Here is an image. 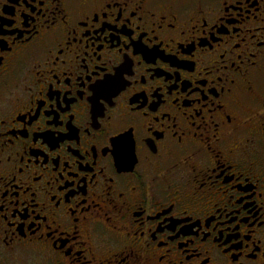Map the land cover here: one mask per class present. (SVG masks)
I'll use <instances>...</instances> for the list:
<instances>
[{"label":"flooded vegetation","instance_id":"flooded-vegetation-1","mask_svg":"<svg viewBox=\"0 0 264 264\" xmlns=\"http://www.w3.org/2000/svg\"><path fill=\"white\" fill-rule=\"evenodd\" d=\"M244 2L247 4V9L238 12L234 0H206L201 5L202 12L193 9L180 15L175 31L167 27H164L162 32L158 29L157 32L164 43L158 44L155 38L152 43L159 47L161 55L157 57L155 64L152 61H146L143 67H137L135 61L131 62L137 77L132 88L127 90L128 97L135 101L139 96L141 97L139 102H143L145 94L140 89L147 85L139 83V75L146 68L151 70V76L148 73L144 74L152 87L159 83L170 82L169 77L175 79L172 71L173 60L187 56V50L195 43V48L191 52L192 60L180 61L194 63L195 69L179 70L181 82H178L172 90V96H167L159 90L156 93H148L152 96L153 102L160 105L158 110L167 109L177 116V133L185 129L188 121L179 115L181 106L171 101L176 96L181 101V105L190 103L185 100L189 86L195 89L198 83L201 91H206L211 86L213 77L202 71L205 66L219 62L220 54L226 51L229 59L234 58L236 52L242 51L244 59L247 60L254 53L257 63L264 64V48H261L258 43L264 39V31L258 30L260 24L264 22V0H259L258 16L257 9L252 7L256 0H244ZM43 3L44 6H41L40 0H8L5 5L4 0H0V13H3L0 15V24L4 25L5 34L9 38L16 37L18 45L13 47L15 55L10 56L5 62L6 85L2 92L3 109L0 110V136H2L0 174L4 177L0 186V193H4V196L0 197V204L3 207L0 217H7V219L0 218V264H29L30 261H39V264H65L68 259L65 249L68 244H71L72 238H76L78 242L87 241L84 255L80 257L81 264H122L121 256H126V264H160L161 253H167L163 264H199L204 256L212 257L210 264H218V262L219 264H261L264 261V165L261 164L264 142L260 140V121L256 116L248 120L246 127L241 125L239 132L228 129L227 133L221 136L219 145L223 155L241 162V167L234 168L233 171L242 172L243 175L234 178L222 177L215 181L212 187L193 194L195 185L190 187L185 184L183 176L191 167L186 163L185 157L195 149L203 148V141L197 136L189 132L184 138V144L180 145L175 140L173 131L167 130L165 140L162 142L163 146L158 145L160 157L150 156V162H144L142 159L144 167L141 171L145 182L141 187L133 172L121 173L110 155L104 157L100 154L101 147L108 143L107 135L92 128L93 136L96 137V140H93L84 135L82 128L77 127L84 124V116L79 113L90 116L88 112L91 107L90 101H78L72 104V110L77 112V120L66 123L65 127L69 128V134L79 133L80 152L84 158L80 160L75 154L76 137L73 135L72 140L65 142L73 144V150L70 152L61 150L60 159L61 163L67 161L68 166L73 169L72 190L76 193L72 197L73 204L77 200H87L89 211H84L83 208L77 209V216L80 217L81 223L73 225L69 223L72 218L64 211L68 207L67 202L62 203L57 215V223L64 224L67 230L62 229L55 236L45 237L44 240L38 239L48 227L43 223V211L51 213L53 209L44 194L46 190L40 191L37 196V200L41 202L39 207L32 201L31 194L27 190L29 185L34 186L31 177L39 169V165L36 163L26 165L27 170L23 175L16 169L20 166L21 154L27 161L34 159L32 153L38 151L35 147L29 146L32 144V136H44L48 133L43 130L33 133L28 127L29 123L35 120L32 124L33 128L36 124L46 127L43 121L47 115L46 109L51 103L49 97L55 100L58 94L63 99L69 90L72 96L78 95L76 74L82 60L76 55L77 52L83 56V59H87L89 69L97 64L94 47L99 55L105 58L110 57L114 64L122 61L128 63L125 57L119 54L116 45L123 43L126 38L125 33L132 31L138 24V21L133 18L132 24L120 27L115 22L118 17L117 10L113 7L108 11V22L101 21L103 31L96 29L101 31L99 38L95 32L89 36L85 29L81 28L78 32L81 43L73 44L72 48L67 50L65 57H62V60H67V65L61 63L55 66L56 73H63L66 67L72 69L70 73L72 85L70 86L65 76L61 75L58 83L54 80L50 83L45 79V83L38 86L35 83L38 74H33L31 70V65L35 61L29 60L28 67H23L22 61L28 58L29 49L19 45H23L21 33L27 37L30 31L36 30H39L40 36L32 41L34 48H39L43 43L51 40L52 34L45 32L47 24L45 16L49 20L52 19L54 9L49 4V0H43ZM225 3L229 7H225ZM127 15L125 11V17ZM139 15L138 12L137 16ZM204 19L207 20V28L203 27ZM231 19L238 20L239 23H232ZM89 24L92 27L95 26L90 18ZM151 24L152 21L145 17V23L140 27L147 29ZM9 26H11V32H7ZM236 28L240 29L238 33L233 31ZM181 29H184L187 38L180 35ZM88 31H91V27ZM212 35H215L217 39H210ZM170 36L175 37L178 43L169 44ZM206 38L207 43H205ZM190 40L192 42H189ZM238 40L241 41L239 49L232 51ZM134 43H140V41ZM209 43L211 48L208 47ZM101 44H103V52H99ZM131 51L134 52L135 49ZM173 52L176 53L175 58L171 55ZM41 63V71L47 77L49 65L44 64L43 61ZM79 74L83 75L82 72ZM185 76L189 79H184ZM199 77H206L207 83ZM29 87L32 88L31 93L28 92ZM219 87L220 85H217V88ZM176 88L180 91L177 92ZM199 94L196 93V95ZM85 95L87 96L86 90ZM38 96H43V100ZM72 96H68L67 99L71 101ZM63 106L67 107V104ZM145 107L151 108L150 105ZM252 107L259 110L260 106L257 102ZM35 112H39V119L31 114ZM68 115L70 114L64 113L63 117ZM100 123L107 133L114 134L123 130L126 119L122 113L117 112L113 116L111 126L102 119ZM171 123V121H165L166 125ZM225 127L220 129L221 133L225 132ZM249 135H255L257 138L255 152L251 150L246 152L249 148L247 142ZM92 144L96 145V152L89 150L85 154L84 150L90 148ZM63 148L62 144L61 149ZM230 150L231 156H229ZM148 151L150 154L151 150ZM202 161L203 156L193 159L191 164L200 166ZM102 166L104 167L103 175L100 174ZM173 168L175 170H172ZM153 175L157 178L155 184L149 180V177ZM92 177H95V180ZM108 177L116 182L112 185L114 191L108 196L114 197L115 191L120 190L126 194V204L120 212L115 210L113 204L108 203L105 196ZM202 179V176L197 177L195 182L199 183ZM53 189L58 196L63 195L55 185ZM116 202L119 204L118 198ZM173 202H176L175 207L169 211L168 205ZM45 203L48 204L47 208L44 207ZM52 218V215L48 216L50 221ZM73 227L79 229V236L77 232L72 231ZM33 232L36 233L35 236ZM153 236L155 240L150 247L141 243L142 240H152ZM237 241L242 242L241 248L236 247ZM184 242H187L186 248L181 246ZM224 243L230 244L233 248L227 256L220 251L221 244ZM36 248L49 251L42 253L39 257L22 254V251L30 252ZM256 248H259L258 252ZM73 251L76 250L73 249ZM241 252L254 253L255 258L241 254L239 261L232 259L234 254ZM186 253H198V258L194 256L189 260ZM87 257H92L91 261H88Z\"/></svg>","mask_w":264,"mask_h":264},{"label":"snow or ice","instance_id":"snow-or-ice-1","mask_svg":"<svg viewBox=\"0 0 264 264\" xmlns=\"http://www.w3.org/2000/svg\"><path fill=\"white\" fill-rule=\"evenodd\" d=\"M7 2L8 0H4L5 5ZM205 2L206 0H49V4L54 11L52 12V19L49 20L45 16V20H47L45 32L52 34L51 40L43 43L39 48H34L32 41L40 36L39 30L34 32L30 31L27 37L21 33L23 45L19 46L29 49L28 58L22 61V66L27 68L29 60L35 61L31 65L33 74H38L35 83L38 86L43 85L45 79L50 83L53 80L58 83L60 76L64 75L68 84L71 86L72 77L70 73L72 69L66 67L63 73H56L54 68L61 63L67 65V60H62V57H65L67 50L71 49L73 44L81 43V38L78 35L81 28L85 29L86 34L89 36L92 32H95L97 38H99L101 31H103L101 21L108 22V11L113 7L117 10L118 17L115 22L120 27H126L132 24L133 18L138 21V24L132 31L125 33L126 38L123 43L116 45L117 51L125 57L128 63L122 61L119 64H114L110 57L105 58L99 55L97 49L94 47L93 51L97 64L89 69L87 59H83V56L77 52L76 55L82 60L78 65V72L76 74L78 95L72 96L69 90L63 99L58 94L55 100H51V97H49L51 103L46 109L47 115L43 121V125H46V127H43L41 124H36V127L33 128L32 124L35 123V120L29 123L28 127L33 133H38L42 130L48 133L44 136H32V144L29 146L35 147L38 151L32 153L34 159L27 161L23 159V154H21L20 166L16 169L17 172L23 175L27 170L26 165L33 163L39 165V169L31 177L34 186L29 185L27 190L31 194L32 201L38 207L41 202L37 200V196L40 191L46 190L44 194L47 196L48 202H50L53 209L51 213L43 211V223L47 224L48 227L40 235L39 240H44L45 237L55 236L62 229L67 230L64 224L57 223V215L62 203L67 202L68 207L64 211L72 218L69 223L73 225H79L81 223L80 217L77 216V209L83 208L84 211H89L87 200H77L73 204L72 197L76 195L72 190L73 169L68 166L67 161L61 163L60 159L61 150L69 152L73 150V144L65 143L66 141L72 140L73 135L76 137L75 154L80 160L84 158L80 152L81 140L79 133L73 132L69 134V128L65 127L66 123H72L77 120V112H74L71 106L78 101H90L91 107L88 109L90 116L79 113L84 116V124L77 125V127L82 128L84 135L91 137L93 140H96V137L93 136L92 128H95L97 132H103L107 135L108 143L101 147L100 154L104 157L110 155L121 173L133 172L141 187H143L145 182L144 174L141 171L144 167L142 159L144 162H150V156L155 158L160 157L161 153L158 145L163 146L162 142L165 140V133L169 129L173 131V136L180 145L184 144V138L189 132L203 141L202 149L197 148L185 157L186 163L190 164L191 167L184 174L183 182L190 187L193 184L195 185L193 194L199 193L205 188L212 187L214 182L220 180L222 177L234 178L238 175H243L242 172L238 173L233 171L234 168L241 167V162L234 161L233 159H229L228 156L223 155L219 145L221 143V136L225 135L228 129H231L233 132H239L240 126L244 125L246 127L248 120L252 116H256L260 121V140L264 142V64L257 63L254 53L247 60L244 59L242 51L236 52L235 57L232 59L228 58L227 51L221 53L219 62H213L212 65L205 66L202 70L207 72L208 76L213 77L211 86L206 91H201L200 85L193 81V83H196L195 89L189 86L187 95L185 96V100L190 101V103L181 105L178 97L174 96L172 98L171 103L181 106L182 110L179 111V115L185 117L188 121L187 127L180 130L179 133L176 131L178 128L177 116L167 109L158 110L160 109V105L154 103L152 96L148 93H156L159 90V92L167 96H172V90L178 82H181L179 70L195 69L194 63L180 62L182 60H192L191 52L195 48V43H193L192 48L187 50V56H181L173 60L174 67L172 71L175 79L169 77L170 82L159 83L155 87H152L148 84V77L144 74L148 73L151 76V70L146 68L139 75V83L147 85V87L140 89L145 94L143 102H139L141 100L139 96L133 101L127 95V90L132 88L137 77L136 71L131 67V62L135 61L137 67H143L146 61H152L155 64L157 57L161 55L159 47L152 43L153 38H155L158 44L164 43L157 30L160 29L162 32L163 28L167 27L175 31L180 15L186 14L193 9L197 12H202L201 5ZM234 2L238 12L247 9V4L244 0H234ZM40 4L44 6L43 0H40ZM225 7H229V5L225 3ZM252 7L257 9L258 16L259 0H256V3ZM125 11L128 13L127 17H125ZM138 12L140 13L139 16H137ZM0 15H3V13H0ZM145 17H148L152 21V24L149 28L142 29L140 25L145 23ZM89 18L94 22V27L90 26ZM230 22L239 23L235 19H231ZM90 27L91 31H88ZM203 27H208L206 19L203 20ZM96 29H100L101 31H96ZM193 30L195 29L193 28ZM258 30L264 31V22L260 24ZM233 31L238 33L240 29L236 28ZM7 32H11V26L8 27ZM180 35H184L187 38L184 29L180 30ZM210 39L216 40L217 38L215 35H212ZM135 41H140V43H134ZM189 42L192 41L190 40ZM207 42L206 38L205 43ZM240 42V40L236 42L232 51L239 49ZM168 43L175 45L178 42L175 37L170 36L168 37ZM258 43L261 48H264V39ZM14 46H18L16 37L12 36L9 38L5 34L4 25L0 24V110L3 109L2 92L6 85L4 73L7 71V67L5 62L10 56L15 55L13 53ZM208 47L211 48L210 43ZM133 48L135 49L134 52L131 51ZM99 52H103V44L99 46ZM171 55L173 58L176 57L175 52L171 53ZM41 61L49 65L47 77L41 71ZM80 72L83 75H80ZM199 78L204 79L207 83L206 77ZM184 79H189V77L185 76ZM217 85H220V87L217 88ZM85 90L87 91V96L85 95ZM175 90L177 92L180 91L178 88ZM28 92H32L31 87L28 88ZM122 93H125V95H121ZM196 93L200 94L196 95ZM68 96H72L71 101L67 99ZM38 98L43 100V96H38ZM257 102L260 106L259 110L253 109L252 107ZM64 104H67V107H64ZM145 105H150L151 108L145 107ZM41 107H44V105H41ZM29 112H31V109H29ZM117 112L123 114V117L126 119V126L122 131L109 134L105 131L100 121L101 119L105 120L111 126L113 116ZM64 113H69L70 115L63 117ZM31 114L39 119V112ZM165 121H171L172 123L171 125H166ZM21 127H24L23 124H21ZM222 127H225L224 133L220 132ZM0 139H2V136H0ZM247 142L249 148L246 149V152L249 150L255 152L257 144L256 136L249 135ZM62 144L64 145L63 149H61ZM149 149L151 150L150 154ZM89 150L95 153L96 145L92 144L90 148L85 149V154ZM231 155L230 150L229 156ZM201 156H203V161L200 166L191 164L193 159ZM261 164L264 165V152L261 155ZM172 170L175 169L173 168ZM100 174H104L103 166L100 168ZM201 176L203 179L199 183H196V178ZM92 179L95 180V177H92ZM107 179L108 186L105 196L107 197L108 203L113 204L115 210L120 212L121 208L126 204V194L123 190H120L115 191L114 197L108 196L109 193L114 191L112 185L116 182L111 177ZM3 180L4 177L0 174V186H2ZM149 180L152 184L157 183L155 175L149 177ZM15 182L19 183V181ZM53 185L59 189V192L63 194L62 196L56 194ZM133 190L135 191V186ZM2 196H4V193H0V197ZM116 198H118L119 204L116 202ZM175 203L173 202L168 205L169 211L175 207ZM44 207L47 208L48 204L45 203ZM2 212L3 207L0 204V213ZM49 215L53 217L51 221L48 219ZM0 218L7 219L6 216ZM72 231L77 232L78 236L80 235L79 229L76 227H73ZM33 235L35 236L36 233L33 232ZM175 238L178 239V237ZM154 240L155 237L153 236L152 240H142L141 243L146 247H150ZM86 244L87 241L78 242L76 238H72L71 244H68V247L65 249V253L68 256L65 264H81L80 257L84 255ZM181 246L186 248L187 242H184ZM236 247L241 248L242 242L237 241ZM73 249L76 251L74 252ZM48 251V249L36 248L30 252L22 251V254L39 257L42 253ZM220 251L227 256L233 251V248L230 244L224 243L221 244ZM256 251L258 252L259 248H256ZM241 254L251 255L252 258H255L254 253L241 252L240 254H234L232 259L239 261ZM166 255L167 253H161L159 256L160 264H163ZM186 255L189 260L193 259L194 256L198 258V253H186ZM91 259L92 257H87L88 261H91ZM120 259L122 264H126V256H121ZM211 260V256H204L199 264H210ZM29 264H39V261H30ZM261 264H264V261Z\"/></svg>","mask_w":264,"mask_h":264}]
</instances>
